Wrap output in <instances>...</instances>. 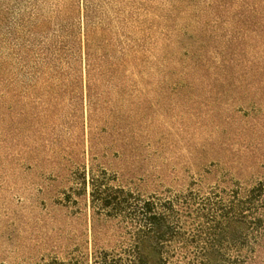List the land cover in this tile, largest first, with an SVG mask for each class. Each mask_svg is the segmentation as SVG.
Here are the masks:
<instances>
[{
    "label": "rangeland",
    "instance_id": "obj_1",
    "mask_svg": "<svg viewBox=\"0 0 264 264\" xmlns=\"http://www.w3.org/2000/svg\"><path fill=\"white\" fill-rule=\"evenodd\" d=\"M88 1L83 18L82 0H21L26 21L0 23V264L90 263L88 198L71 188L91 169L144 196L264 182V25L248 31L242 86H111L91 105L80 86H47L46 55L153 40L170 84L178 67L162 48L194 34L189 0ZM63 38L67 50L46 49Z\"/></svg>",
    "mask_w": 264,
    "mask_h": 264
},
{
    "label": "trees",
    "instance_id": "obj_2",
    "mask_svg": "<svg viewBox=\"0 0 264 264\" xmlns=\"http://www.w3.org/2000/svg\"><path fill=\"white\" fill-rule=\"evenodd\" d=\"M89 3L81 2L83 18L92 12ZM189 3L193 25L186 29L194 34L193 43L185 48L169 41L162 48L167 62L178 67L170 84L165 65L156 62L153 40H87L78 42L87 52L77 57L43 58L47 86H80L81 98L91 105L111 97L100 92L111 86H242L251 75L247 34L250 27L264 25V0ZM20 6L21 0H0V23L25 22L22 14L14 18ZM32 27L40 30L44 25L36 22ZM71 44L63 38L45 46L67 50ZM170 47L178 50L173 59L167 53ZM191 74L197 75L193 82ZM160 75L163 79L156 81ZM74 178V195L88 198L89 264H264V182L219 184L207 190L192 182L183 192L144 196L117 185L116 175L106 169Z\"/></svg>",
    "mask_w": 264,
    "mask_h": 264
}]
</instances>
